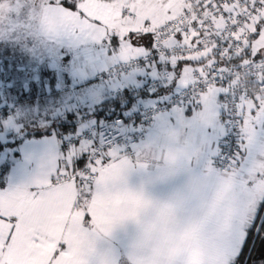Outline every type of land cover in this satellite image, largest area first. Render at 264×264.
<instances>
[{
  "label": "snow or ice",
  "instance_id": "1",
  "mask_svg": "<svg viewBox=\"0 0 264 264\" xmlns=\"http://www.w3.org/2000/svg\"><path fill=\"white\" fill-rule=\"evenodd\" d=\"M169 3L44 0L38 26L46 29L48 20L54 18L57 34L53 40L36 41V47L46 54L59 50L66 57L61 64L63 71L82 81L93 76L99 68L93 45L110 44L113 59L129 65L150 53L146 65L150 75H158V67L167 68L179 81L185 68L193 70L194 81L186 89L179 84L190 92L194 114L188 118L177 107L171 113L175 119L157 117L147 139L129 150L94 133L91 138L82 134L79 142L62 155L51 156L29 183L0 191V264H120L114 242L128 222L137 227L127 264H190L193 248L198 250L201 264H244L252 231L264 232V193L255 200L254 210H247L249 190L258 181L264 183V172L253 175L246 171L253 158L264 152V143L257 140L258 125L264 132V100L239 89L232 81L233 69L251 68L243 63L248 59L261 69L260 78L252 76L251 82L264 88V49L254 55L252 52V42L264 35V0H190L184 16L154 23L149 11L153 7L167 8L172 16ZM245 38L248 46L241 55H235ZM132 70L140 69L135 65ZM126 76L124 73L120 78ZM208 91L215 92L220 123L225 118L238 120L242 136L239 158L231 154L228 137L212 145V152L216 150L211 155L213 167L227 172L229 166L240 167L243 162L242 174L249 177L236 191L230 209L213 205L211 182L199 191L193 190V183L201 179V164L188 159L186 137L170 135L181 127L182 120H197L205 109L200 97ZM245 102H250L247 113ZM246 115L251 117V140L242 130ZM92 131L88 125V132ZM184 131L189 132L187 128ZM193 131L197 140L219 134L209 126ZM169 154L178 157L171 166ZM157 185L168 187L164 199L173 209L174 223L166 233L149 235L140 214L147 213L152 204L145 192ZM69 186L76 193L70 205L61 203L62 193ZM94 200L108 206L94 207ZM126 204L131 208L120 211ZM54 212L57 218L52 219ZM101 216L111 219L100 223ZM149 219L146 216V222ZM186 240L191 241V247Z\"/></svg>",
  "mask_w": 264,
  "mask_h": 264
},
{
  "label": "crops",
  "instance_id": "2",
  "mask_svg": "<svg viewBox=\"0 0 264 264\" xmlns=\"http://www.w3.org/2000/svg\"><path fill=\"white\" fill-rule=\"evenodd\" d=\"M172 2L173 0H170L169 7ZM148 14L154 16V23L156 24L163 23L169 16L167 8L161 9L158 7H153ZM47 24L48 27L46 29L40 28L38 22L36 24V34L40 40L46 39L50 41L56 37L57 32L54 18H50ZM92 47L97 51L96 60L99 64V68L93 74V77L86 81L76 79L66 71L58 73L57 70H54L52 65L53 57L56 56L61 63L66 60V57H63V54L59 50L56 54L51 53L47 55L51 58L48 63V69L46 63L44 64L45 60L41 63L43 77L39 74L40 71L38 69H32V73H24L25 75L22 77L23 79H21V85L12 81V83H14L13 86L9 81L5 80L6 82L3 81L2 83L0 80V104L8 105L10 108V117L0 124V167L4 164L8 166L6 173L2 177L3 182L0 185V191L7 190L8 188H19L29 183L40 173L42 165H46L51 156L59 157L69 149L63 146L60 139L61 137L59 138L55 132V124L64 114L57 115L54 117V122H51V113H53V111L68 107L67 105L69 102H63V97L65 95H62V91L72 94V101L75 104V106H72L78 109L79 105L86 106L89 102H93L94 99H98L100 97V92L101 94L105 93L108 95L109 86L106 81H97L95 77L99 73L107 72V70L114 65L116 62L113 59L114 49L110 44H105L103 46L93 45ZM58 52L61 53L59 57ZM55 61L58 63L57 59H55ZM105 64L109 65L105 67ZM145 73L148 72L146 71ZM91 79H94V81L87 83ZM142 80V75L133 74L131 77L120 81L121 90L123 91V87L125 86H130L136 91L138 89L143 90ZM95 83L98 84L94 87L92 84ZM65 84L67 85L65 86ZM90 86H92V88H86ZM18 94H20V96ZM52 98H54V102ZM162 98L163 96L160 98H149V100L139 99V101L152 103ZM202 103L205 104V109L197 117V120L195 122L182 120L181 127L170 135H172L173 138L186 137L185 142L190 148L188 159H190L193 164L198 161L201 164V179L193 183V190L199 191L206 183L211 182L213 185L211 188V201L213 205L216 208L230 209L231 205L226 204L229 203V200L233 202L236 191L244 187L243 181L249 177L242 174L241 168L243 167V162L237 170L228 173H218L216 167H213L211 155H215L216 150L212 152V145L221 140L223 135L219 123V105L215 99V92L211 91ZM249 106L250 103L245 106L246 113ZM50 108L51 111H49ZM60 113H62V111ZM171 113L172 112L164 113L157 117H161L162 120L165 118L175 119ZM184 113L188 114V118L194 114L193 111H181L182 115ZM35 114L39 120L32 117ZM250 119L251 117H247L246 115L242 129L247 134L245 138L249 140H251L254 134L252 125L249 122ZM154 124L155 121L151 126L146 128L143 140H146L148 135L152 132ZM199 126L213 127L219 134H209V137H203L197 140L193 130ZM185 128L189 130L188 133H185ZM257 132L258 143H264V132L261 131L259 125L257 126ZM12 140L14 142H11ZM34 146L38 147H35V150H33ZM177 159L178 157L176 154H169V165L175 164ZM246 171L253 175L257 171L264 172V152H261L258 157L253 158ZM133 182H137L135 178ZM167 192L168 187L165 185L149 187L145 192V196L152 200V204L149 205L147 213L141 212L140 221L141 224H144L149 229V235L151 232L155 231L161 234L166 233L174 223L173 209L166 206L167 201L164 199ZM249 193L250 199L248 201L247 210L251 212L254 210L255 200L259 198L261 193H264V183L258 181L257 185L254 186L252 190H249ZM75 195V189L69 186L62 193L61 203L68 202L70 205V201L75 199ZM98 205L107 207L108 203L94 200L93 206L95 207ZM57 207H59V205ZM130 208L131 205L126 204L120 208V211H127ZM146 216L150 217L147 222ZM55 218H57V216L54 212L52 219ZM110 219L111 217L101 216L100 223H108ZM136 227L137 225L134 222H128L127 226L119 230L116 234L114 246L120 259V264H127V253L134 242ZM74 238H76V234H74ZM185 243L191 247L190 240H186ZM190 264H201L198 250L195 248H193L190 253Z\"/></svg>",
  "mask_w": 264,
  "mask_h": 264
},
{
  "label": "built area",
  "instance_id": "3",
  "mask_svg": "<svg viewBox=\"0 0 264 264\" xmlns=\"http://www.w3.org/2000/svg\"><path fill=\"white\" fill-rule=\"evenodd\" d=\"M190 0H173L170 7H172V16H168L167 20L173 17H182L185 15L184 8L188 6ZM194 16V13L192 14ZM191 18V16H190ZM166 20V21H167ZM164 21V22H166ZM163 22V23H164ZM161 23V24H163ZM240 39V36H237ZM243 47L235 50V55L239 56L243 53V48L247 47L249 41L245 38L243 41ZM262 43L257 41L252 42V52L258 51L262 46ZM150 53H146L145 56L140 57L132 62V65L123 61H116L114 65L103 74H98L97 77L103 79L108 84V96L114 97L122 93L120 81L131 77L133 74L142 75V86L145 91L153 92L157 89L165 88V86L172 85L171 89L165 93L161 100L155 102L136 101L134 107L128 110L123 116L113 118L110 122H103L99 124L96 120L87 118L83 119L78 124L75 131L68 132L61 136V143L64 147L69 148L79 142V137L83 134L86 138H91L92 134L101 136L107 142H115L119 144L125 150H129L135 147V145L144 139L145 130L151 126L158 115L164 113H170L175 108L179 107L181 111H193L192 98L189 91H186L187 85L191 84L195 77L193 70L185 68L183 75L178 79L176 73L168 69L159 70L158 75H150L145 73L146 65L149 64L148 57ZM244 65H251V68L244 67L240 71L233 69L234 79L232 83L237 85L239 89H244L248 94L256 95L258 98L264 100V88L257 83L251 82V77L256 76L260 78L261 69L252 64L250 60H244ZM264 63V62H261ZM138 65L139 71H133L132 67ZM173 69L175 66H172ZM227 70V69H226ZM124 73L127 76L121 79ZM185 86L182 89L180 84ZM211 91L204 92L200 99L201 102L208 97ZM245 102L243 107L245 109ZM170 106V107H169ZM230 110V106H229ZM10 117V108L0 104V124ZM221 117H219L220 123ZM245 122V121H244ZM88 125L92 126V133L88 132ZM222 139L228 137L232 147L230 149L231 154L236 155L237 158L242 154L241 146V133L239 131V121H233L231 119H224V123L221 124ZM224 125H227L225 127ZM231 158V155L229 156ZM236 166H229L227 172L222 168H216L218 173H228L237 170Z\"/></svg>",
  "mask_w": 264,
  "mask_h": 264
},
{
  "label": "rangeland",
  "instance_id": "4",
  "mask_svg": "<svg viewBox=\"0 0 264 264\" xmlns=\"http://www.w3.org/2000/svg\"><path fill=\"white\" fill-rule=\"evenodd\" d=\"M44 0H0V56L7 60L6 68L7 70H11L12 66L14 65L16 72H23L25 74H28L32 69H35V66L31 68V64L33 61L32 56L35 55L40 59V63L45 60L44 64L46 63L47 69L49 68V62L51 58H49L46 53H42L38 50L36 47V41H39V37L36 34V24L37 19L39 15V9L43 6ZM259 42L264 45V35L261 36L259 39ZM6 43H12V45H16V48L11 47V53H9L10 56L4 55V52L7 50L5 47ZM8 51H10L8 49ZM18 53L20 60H16L14 57L16 56V53ZM23 53H28L29 58L26 59V55ZM97 54V51H95ZM56 54V53H55ZM54 55V54H52ZM61 55V53L58 52V57ZM109 55V54H107ZM55 59H57L58 63H56ZM28 68H26L25 65H29ZM61 62L58 60V58L55 56L52 58V65L54 70H57L58 73H62L63 69L61 67ZM109 64H105V67H107ZM37 69V68H36ZM21 70V71H19ZM6 71V69L3 67V65L0 62V75L5 74L3 73ZM7 73V72H6ZM11 74L15 75V73L11 70ZM103 74V73H99ZM91 76L90 78H92ZM97 81H101L103 79L98 78ZM99 79V80H98ZM0 80L3 83V79L0 77ZM98 83L92 84L94 87ZM67 84H65L66 86ZM86 88H92L86 87ZM66 90V89H65ZM63 92V102H69L67 108L57 109L51 113V122H54V117H56L59 114H66L74 112L76 113L78 120L80 119H87L90 117V111L94 107L95 104H97L99 101L104 99L106 96L105 93L100 94V97L98 99H94L93 102H89L86 106L79 105L78 108H73L75 106L74 102L72 101V94L70 92ZM62 99V98H60ZM91 99V98H90ZM54 102V98H52ZM71 103V104H70ZM55 104V103H54ZM73 105V106H72ZM70 106V107H69ZM51 111V108L49 109ZM62 111V113H60ZM32 117L36 118V120H39V118L36 117V114ZM38 123V122H37ZM38 126V125H36ZM11 142H14L13 140ZM232 201L229 200V203L226 205H231Z\"/></svg>",
  "mask_w": 264,
  "mask_h": 264
},
{
  "label": "trees",
  "instance_id": "5",
  "mask_svg": "<svg viewBox=\"0 0 264 264\" xmlns=\"http://www.w3.org/2000/svg\"><path fill=\"white\" fill-rule=\"evenodd\" d=\"M5 47L7 48V50L4 52V55L10 56L9 55V53H11L10 48L11 47L16 48V45L13 46L12 43H6ZM8 49L10 51H8ZM260 49H264V45H262ZM23 54L26 55L25 56L26 59L29 58L28 53H23ZM254 54L255 52H253V55ZM14 58L16 60H20L18 53H16V56ZM32 58L33 61L31 64L32 65L31 68L35 66V69L37 68L40 71L39 74L41 75V77H43V73L41 72L42 66L40 63V59L35 55H33ZM0 62L3 65V67L6 69V71L3 72L5 74L4 75L1 74L0 77L4 81L6 80L11 83L12 81H15L16 84L21 85L22 84L21 79H23L22 77H24L25 74L21 70H19L21 72H16L14 70L15 67L13 65L11 70L15 73V75H12L11 70H7L6 68L7 60H4L0 56ZM25 66L26 68H28V66H30V63L29 65H25ZM162 69H167V68L158 67V71ZM92 81H94V79L89 80L87 83ZM11 85L14 86V83H12ZM172 85L165 86V88L157 89L153 92H148L145 91L144 89L143 90L138 89L136 91L130 86H125L123 87V91L120 95L114 97L106 96L104 99H102L97 104H95L92 110L90 111L89 118L96 120L99 124L103 122H110L115 117L123 116L128 110H130L135 105L138 99L149 100V98H153V97L160 98L161 96H164L165 93L171 89ZM18 95L20 96V94ZM4 106H8V105H4ZM80 122H82V119L78 120L76 113L74 112L66 113L55 124V132L60 138L63 134H66L71 131H75L76 127ZM7 168H8L7 164H4L3 166L0 167V185L3 182L2 177L6 173ZM244 264H264V232L260 231L259 229L253 230L251 233V239L247 241V247L244 252Z\"/></svg>",
  "mask_w": 264,
  "mask_h": 264
}]
</instances>
